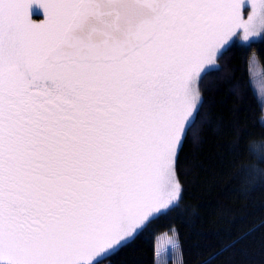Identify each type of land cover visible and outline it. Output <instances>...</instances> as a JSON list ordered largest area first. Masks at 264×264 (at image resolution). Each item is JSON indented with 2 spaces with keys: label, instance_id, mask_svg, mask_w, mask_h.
I'll return each instance as SVG.
<instances>
[{
  "label": "snow or ice",
  "instance_id": "snow-or-ice-1",
  "mask_svg": "<svg viewBox=\"0 0 264 264\" xmlns=\"http://www.w3.org/2000/svg\"><path fill=\"white\" fill-rule=\"evenodd\" d=\"M253 43L264 0H0V264H106L176 211L199 84Z\"/></svg>",
  "mask_w": 264,
  "mask_h": 264
},
{
  "label": "trees",
  "instance_id": "trees-1",
  "mask_svg": "<svg viewBox=\"0 0 264 264\" xmlns=\"http://www.w3.org/2000/svg\"><path fill=\"white\" fill-rule=\"evenodd\" d=\"M217 63L221 70L208 69L199 84L203 106L180 152V207L106 264H155L162 234L176 235L183 264H264V188L247 191L252 185L242 172L256 163L246 144L257 141L254 150L264 152V111L253 81L264 71V43L234 47Z\"/></svg>",
  "mask_w": 264,
  "mask_h": 264
},
{
  "label": "rangeland",
  "instance_id": "rangeland-1",
  "mask_svg": "<svg viewBox=\"0 0 264 264\" xmlns=\"http://www.w3.org/2000/svg\"><path fill=\"white\" fill-rule=\"evenodd\" d=\"M251 0H248L250 5ZM251 13V7L243 10V18L246 20ZM33 19L40 22L43 19L42 12L39 10L34 11ZM241 38L243 37L242 30L240 31ZM256 63L255 58H252L251 65ZM209 67L208 69H210ZM253 71V69H252ZM254 72V71H253ZM253 81L255 89L260 98H264V71L257 70L253 73ZM258 83V84H257ZM259 85V87H258ZM261 90H260V89ZM158 264H183L180 245L175 234H163L158 238Z\"/></svg>",
  "mask_w": 264,
  "mask_h": 264
},
{
  "label": "bare ground",
  "instance_id": "bare-ground-1",
  "mask_svg": "<svg viewBox=\"0 0 264 264\" xmlns=\"http://www.w3.org/2000/svg\"><path fill=\"white\" fill-rule=\"evenodd\" d=\"M263 119H264V117H263ZM264 121V120H263ZM163 235V234H162ZM161 236V235H160ZM159 236V237H160ZM158 237V238H159ZM158 240L159 239H157V242H156V245L154 246V254H155V264H158V257H157V255H158ZM181 250V249H180Z\"/></svg>",
  "mask_w": 264,
  "mask_h": 264
}]
</instances>
